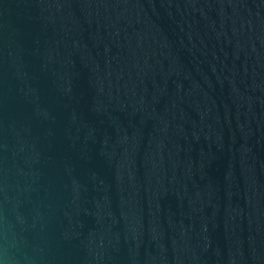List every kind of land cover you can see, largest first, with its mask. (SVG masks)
Instances as JSON below:
<instances>
[{"label": "water", "instance_id": "water-1", "mask_svg": "<svg viewBox=\"0 0 264 264\" xmlns=\"http://www.w3.org/2000/svg\"><path fill=\"white\" fill-rule=\"evenodd\" d=\"M0 264H264V0H0Z\"/></svg>", "mask_w": 264, "mask_h": 264}]
</instances>
